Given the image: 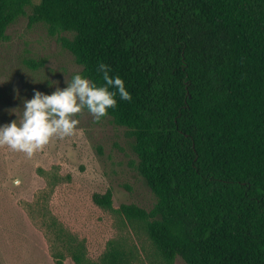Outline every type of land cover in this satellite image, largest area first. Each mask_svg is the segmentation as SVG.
I'll list each match as a JSON object with an SVG mask.
<instances>
[{
  "label": "trees",
  "instance_id": "trees-1",
  "mask_svg": "<svg viewBox=\"0 0 264 264\" xmlns=\"http://www.w3.org/2000/svg\"><path fill=\"white\" fill-rule=\"evenodd\" d=\"M35 1V0H34ZM0 0V38L27 5L102 84L99 62L131 100L108 114L127 127L137 169L157 196L150 210L116 211L143 228L156 264H264V0ZM93 200L113 208V191ZM76 264H137L111 239L98 261L54 219Z\"/></svg>",
  "mask_w": 264,
  "mask_h": 264
},
{
  "label": "rangeland",
  "instance_id": "rangeland-1",
  "mask_svg": "<svg viewBox=\"0 0 264 264\" xmlns=\"http://www.w3.org/2000/svg\"><path fill=\"white\" fill-rule=\"evenodd\" d=\"M31 12L27 5L0 38V123L15 119L8 109L22 106V98H31L35 89L51 93L66 87V77L70 81L74 73L84 74L60 40L72 34H51L47 23L30 21ZM48 80L57 85L49 87ZM73 118L79 121L74 135L54 136L32 156L0 145V264H76L55 239L54 219L85 241L92 260L101 258L109 240L122 238L138 249L137 264H156L144 229L116 211L122 203L150 210L157 202L136 167L127 127L109 115L96 121L87 108ZM109 188L112 209L93 200L95 192ZM176 264L186 263L177 258Z\"/></svg>",
  "mask_w": 264,
  "mask_h": 264
},
{
  "label": "clouds",
  "instance_id": "clouds-1",
  "mask_svg": "<svg viewBox=\"0 0 264 264\" xmlns=\"http://www.w3.org/2000/svg\"><path fill=\"white\" fill-rule=\"evenodd\" d=\"M101 73L104 83L97 84L82 73L76 72L69 81L65 78L66 87H56L51 93L40 89L34 90L31 98H22V106L8 109L16 118L10 122L0 123V145L32 156L45 146L52 137L72 136L79 121L74 114L82 109L100 121L108 114L109 109L117 105V96L121 100H131V92L120 75L111 73V66L99 62L96 68ZM55 80H48L49 87L57 85ZM34 82H39L34 79ZM20 98L19 89H16ZM22 107V113L16 109Z\"/></svg>",
  "mask_w": 264,
  "mask_h": 264
}]
</instances>
